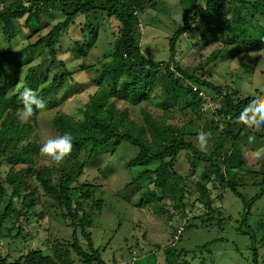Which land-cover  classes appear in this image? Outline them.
Listing matches in <instances>:
<instances>
[{
	"label": "trees",
	"instance_id": "obj_1",
	"mask_svg": "<svg viewBox=\"0 0 264 264\" xmlns=\"http://www.w3.org/2000/svg\"><path fill=\"white\" fill-rule=\"evenodd\" d=\"M156 3L157 0H0V204L8 196L0 212V236L15 240L23 232L30 234L31 213L40 221L53 213L64 229H70L68 237L46 236L43 245L48 251L37 248L12 261H8L10 256H0V264H105L88 231L92 215L102 208L97 192L100 186L81 178L97 151L110 143L117 146L125 141L137 148L138 154L130 165L142 170L126 186L140 181L152 186L154 193H150L160 204L158 212L166 215L168 226L174 228L175 241L188 219L209 217L217 210L209 182H217L222 193L219 200L230 192L245 206L264 194V160L252 170L246 169L244 160L245 151L264 147V127L249 129L236 119L242 108L257 97L242 98L240 87L234 84L228 86L212 76H197L218 60L233 61L264 51V0H182L183 25L171 39L170 58L161 62L148 58L140 46L139 12ZM53 11L60 12L63 20L48 22L45 16ZM101 16L112 19L115 29L108 28ZM75 24L78 36L72 39L68 30ZM45 27L49 29L44 32ZM190 30L201 31L202 45L193 50L195 55L211 42L221 38L224 41L203 64L183 69L176 61L175 43ZM101 32L110 49L96 68L87 57ZM21 34L26 35L27 43L16 49L14 44ZM63 36L75 46L69 54L80 60L75 71H68L56 57V47ZM187 43L196 47L199 41ZM91 69L100 79L94 93L79 107L80 116L56 111L52 118L57 134L71 133L73 149L59 166L45 165L39 157L42 142L37 137V117L43 110L57 109L76 92L71 86L74 73ZM24 87L35 90L46 102L45 108L37 109L27 122L19 119V94ZM117 100L138 108L136 119H129V110L117 107ZM207 104L212 108L205 109ZM187 110L194 116L180 125L176 114ZM200 132L210 133L204 149L196 139ZM249 135L256 137L255 143H248ZM82 150L86 155L80 157ZM181 153L193 172L198 165H205L207 171L193 178V174L175 169ZM250 176L255 179L252 185H259L260 190L249 194L248 200L242 191L248 190L245 181ZM194 193L196 198L191 202ZM162 199L169 202L168 207L161 203ZM46 203V210L36 213V208ZM202 207L206 211L200 212ZM78 231L87 249L82 247ZM165 252L168 264H178L175 252ZM131 258H135L133 253ZM252 262L258 264L256 256ZM183 264L190 263L184 259Z\"/></svg>",
	"mask_w": 264,
	"mask_h": 264
},
{
	"label": "rangeland",
	"instance_id": "obj_2",
	"mask_svg": "<svg viewBox=\"0 0 264 264\" xmlns=\"http://www.w3.org/2000/svg\"><path fill=\"white\" fill-rule=\"evenodd\" d=\"M181 1L157 0L155 7L147 6L139 12L140 46L142 52L152 61H167L171 56V39L183 25L184 9ZM225 13L228 16L231 15L228 8L225 9ZM101 17L99 18L103 19L108 28L115 29V22L112 19ZM45 18L50 23L53 21L54 24L62 21L64 16L60 12L53 11ZM40 24L42 27L45 26L42 20ZM76 24L68 30L71 32L72 39L78 36ZM48 29L45 27L44 32ZM25 36V34L18 36L14 44L16 49L27 43ZM200 36V30H190L186 36L179 37L175 43L176 61L183 69L203 64L213 50L224 41V38H221L220 41L211 42L195 55L193 50L202 45ZM106 39L101 32L98 43L88 54V63L95 65L96 68L100 67L99 59L110 49ZM187 41L195 43L199 41V43L194 47ZM73 49H75L74 44L64 36L60 39V46L56 47V57L64 62L68 71H75L80 64V60H76L69 54V51ZM249 65L254 66L248 68ZM234 72L238 75L235 76ZM197 76H209L210 78L212 76L215 81L226 82L228 86L234 84L240 87L242 98L264 97V51L251 53L248 56L242 55L233 61L218 60L217 63L210 64L199 71ZM73 79L75 82H72L71 86L77 93L71 94L69 98L61 102L57 109H46L38 115L36 128L38 141L42 142V137L38 134L41 129H47L52 135L57 134L52 124L56 111L72 117L80 116L79 107L90 94L94 93L96 82L100 78L99 74L91 69L74 73ZM100 84L104 85V82L100 81ZM58 95L55 94L56 97ZM116 105L120 109L129 110V119H136L134 114L138 115V108H133L122 100H117ZM211 108L212 105L207 104L205 109ZM176 116L180 125H183L187 118L194 115L187 110L184 114L178 112ZM137 154V148L128 142L124 141L117 146L110 143L97 151L96 156L86 166L85 174L81 178L83 181L87 180L100 186V188L97 187V192L102 198V208L92 215L93 222L88 231L93 247L99 251L105 264H168L165 260V251L175 252L177 255L175 261L178 264H183L184 259L190 264H254L252 262L254 256L258 264H264V194L249 206H245L240 198L230 192L224 193V198L219 200L218 197L222 193L216 187L217 182L215 180L209 182L208 188L214 198L213 206L217 210L215 209V213L210 214L209 217L206 215L203 218L188 219L179 240L175 241L174 228L168 226L167 216L158 212L160 204L151 195L154 193L152 186L146 185L145 181H140L130 187L126 186L142 170L140 167L130 165ZM85 155L86 151L82 150L80 157ZM244 160L248 170H252L254 165H259L258 161L251 158L250 151L244 152ZM174 168L188 175L193 174V178L207 171L205 165H198L196 171L193 172L184 153L179 155ZM1 177L4 178V174ZM245 182L248 184V190L242 193L249 200V194L258 193L260 186L252 185L255 179L251 176L247 177ZM195 198L194 193L190 201L193 202ZM7 200L8 196L4 197L0 204V212ZM161 203L166 207L169 206L166 199H162ZM45 206L47 207L48 204L37 207L36 213L46 210ZM202 211H206L205 208L202 207L200 212ZM248 211L249 214L246 216ZM31 214L28 217L30 234L23 232L15 240L6 236V232L3 233L5 236H0V256H10L8 261L37 248L48 251L43 245L46 236L51 239L53 235L58 238L70 235V229L65 228V230L64 226L55 219L53 213L50 217L46 216L44 221L38 220L35 214ZM44 229H49V231H44ZM77 235L82 247L87 249V243L79 231ZM173 244L175 245L172 246ZM132 253L134 259L131 258Z\"/></svg>",
	"mask_w": 264,
	"mask_h": 264
},
{
	"label": "clouds",
	"instance_id": "obj_3",
	"mask_svg": "<svg viewBox=\"0 0 264 264\" xmlns=\"http://www.w3.org/2000/svg\"><path fill=\"white\" fill-rule=\"evenodd\" d=\"M22 108L19 119L27 122L35 114L37 109L43 110L46 102L39 94L28 87H24L19 94ZM82 119V117H81ZM249 129H260L264 127V97H257L247 103L236 118ZM42 137L39 148V157L48 166H59L73 149V137L71 133L52 135L47 129H41L38 133ZM210 138V133L200 132L197 135V143L204 149ZM254 135L248 136V143H255ZM251 158L256 161L264 160V147H259L251 152Z\"/></svg>",
	"mask_w": 264,
	"mask_h": 264
},
{
	"label": "built area",
	"instance_id": "obj_4",
	"mask_svg": "<svg viewBox=\"0 0 264 264\" xmlns=\"http://www.w3.org/2000/svg\"><path fill=\"white\" fill-rule=\"evenodd\" d=\"M181 230L179 229L177 233H179ZM175 238H177V236H175Z\"/></svg>",
	"mask_w": 264,
	"mask_h": 264
}]
</instances>
